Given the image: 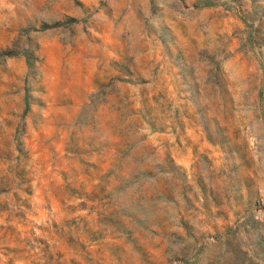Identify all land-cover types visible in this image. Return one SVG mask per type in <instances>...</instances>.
Instances as JSON below:
<instances>
[{"label": "rangeland", "instance_id": "374dc122", "mask_svg": "<svg viewBox=\"0 0 264 264\" xmlns=\"http://www.w3.org/2000/svg\"><path fill=\"white\" fill-rule=\"evenodd\" d=\"M0 264H264V0H0Z\"/></svg>", "mask_w": 264, "mask_h": 264}]
</instances>
